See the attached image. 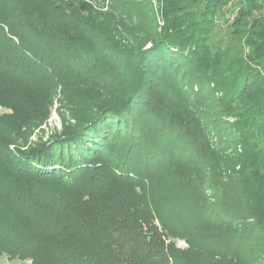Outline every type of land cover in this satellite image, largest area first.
Returning a JSON list of instances; mask_svg holds the SVG:
<instances>
[{
  "label": "trees",
  "instance_id": "obj_1",
  "mask_svg": "<svg viewBox=\"0 0 264 264\" xmlns=\"http://www.w3.org/2000/svg\"><path fill=\"white\" fill-rule=\"evenodd\" d=\"M106 2L0 0V257L179 264L181 238L264 262V0H158L163 26L150 1ZM221 12L234 15L223 52ZM126 62L123 78L106 67ZM70 84L108 96L63 133L13 144ZM163 176L181 190L172 204Z\"/></svg>",
  "mask_w": 264,
  "mask_h": 264
},
{
  "label": "rangeland",
  "instance_id": "obj_2",
  "mask_svg": "<svg viewBox=\"0 0 264 264\" xmlns=\"http://www.w3.org/2000/svg\"><path fill=\"white\" fill-rule=\"evenodd\" d=\"M93 1L94 4L92 3L93 4L92 7L94 8L96 2L99 0L96 1L93 0ZM144 1L151 2V5L154 8L157 21L159 20L158 22L159 25L163 26L165 23L163 16L164 14L163 5L159 3L158 0H144ZM109 2L110 0H107L106 7L109 5ZM135 2L136 1H134V3ZM228 7H230V5ZM106 10L107 8L104 9V11ZM217 17L218 18H217L216 28L211 36L212 48L223 52L224 50L228 49L229 46L232 45V43H234L231 39L232 35L230 29V24L232 23V19L234 18V15L233 14L231 15L230 13L225 14L221 12V14L218 15ZM119 18L125 19L127 17L124 16ZM125 21L129 27L134 26L136 22H138L136 21L135 18L132 20L126 19ZM119 29L125 31L123 30L121 25L119 26ZM118 39L121 40L123 44L127 43L130 45H134V42L132 40L133 38L128 37L126 35L118 36ZM129 47H130L129 49H132V46ZM135 65H136L135 62H126L123 65H119V68L118 66L115 67L113 64H106V67L110 70L115 68L116 70H118L117 72L119 73L120 77L123 78L125 74ZM70 87L72 88L66 91L59 89L57 95L53 99V104L50 108L46 120L43 123L37 122L33 126V128H29L26 131L24 137L12 138L13 144L25 150L34 146L39 140L47 141L52 136L63 133V131L66 128L76 123L77 119L80 117L81 112L79 108L84 100H89V99L92 100L95 98H103L108 96V94L103 93L101 91H96L94 89H85L83 87L76 88V85L73 86V84H70ZM172 95H174V93ZM8 112L9 111H7L6 109L0 106V116ZM2 125H4V123H2ZM0 128H3V126H1ZM189 165L194 167V170L198 169V167H195L192 162H190ZM178 189L179 188L174 186V183H172L170 180H168L166 177L163 176L162 189L160 195L161 197L166 198L168 204H172L175 202L176 197H178L177 196L178 193L181 191L180 189H179L180 191ZM224 235L225 233L220 234L219 236L220 239L221 238L223 239ZM165 242L166 245H171L170 244L171 242L169 240H166ZM214 244L216 243L213 244L210 243L208 244V246H206L205 243H199V247H202L203 251L198 249L190 251L191 247L188 245L186 240L177 238L174 241L173 246L178 253L179 252L183 253L182 259L180 258V261L178 262L179 264H264L262 260L256 258L254 254L255 252L252 254V256L248 257V246L243 247V252L239 254L238 259H232L230 257L224 256L220 260H217L215 257L210 255V253L219 254V253H223V251H220L217 248L212 249V245ZM216 246H218V244ZM224 255H226L225 252ZM0 264H30V262L22 261V260H13V259H9L6 256H3L0 257Z\"/></svg>",
  "mask_w": 264,
  "mask_h": 264
}]
</instances>
